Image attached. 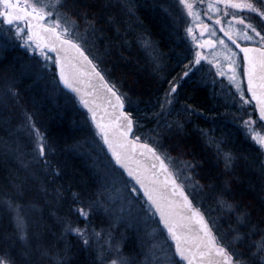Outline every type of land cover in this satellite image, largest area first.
Returning <instances> with one entry per match:
<instances>
[{
	"label": "trees",
	"instance_id": "obj_1",
	"mask_svg": "<svg viewBox=\"0 0 264 264\" xmlns=\"http://www.w3.org/2000/svg\"><path fill=\"white\" fill-rule=\"evenodd\" d=\"M125 2L62 0V9L76 21L80 31L96 39L87 48L79 44L122 97L126 112L134 121L133 136L150 143L164 159L170 156L189 166V172L193 180L199 183L204 196L199 201L196 190L187 193L208 218L210 225L212 223L206 207L217 206L219 199L230 202L235 214H248L243 226L240 224L237 230L244 238L242 247L239 246L247 250L250 233L256 240L260 238V232L264 233V171L260 168V151L230 120L228 109L208 85L201 83L193 74L181 77L189 60V48L183 37L180 12L163 11L157 0H128L127 6ZM86 21H92V24L86 26ZM17 50L16 46L0 42V86L8 84L28 106V102H37L41 96L35 84L27 87L23 55ZM52 67L55 72L54 64ZM169 82H178V89L173 94L169 113L163 119L161 104L165 103ZM189 105L194 110L191 115L185 111ZM58 113L54 108L42 114L44 121H41V126L45 125L49 153L46 158L50 165L44 186L39 182L40 185L33 189L32 184L28 186L29 182L26 181L22 187V180L12 177L7 160L0 154V191L19 192L21 199L35 203L40 210L43 208L35 226L33 224V229L37 227L42 237L26 241L31 252H27L25 258L19 254V250L25 252L24 246L21 248L13 241L14 244L8 246L0 240V247L8 250L16 264H55V256L50 251L47 257L41 259V251L47 253V248L52 247L54 232L61 233L65 241V246L59 245V253H56V258L64 259V262L57 264H96L88 249L81 248L75 238L60 231L68 221H74L68 213L70 191L77 193L78 199L80 197L88 204L96 192L97 182L91 168L73 148L76 127L69 124L66 116ZM170 121H173L170 127H160L161 123ZM2 131L0 127V138ZM154 132L158 133L152 139ZM225 153L232 156L228 167L225 166ZM41 187L48 193L63 195L64 199L58 200L57 207L42 202L44 199L35 197V192ZM93 210L96 211V208L93 207ZM98 217L96 213L90 215L85 223L98 228ZM231 220L236 223L233 217ZM30 223H26V229H29ZM224 223L227 233L233 224ZM0 228L2 236L8 234L6 224ZM215 236L229 249L223 238L219 236V239L216 233Z\"/></svg>",
	"mask_w": 264,
	"mask_h": 264
},
{
	"label": "rangeland",
	"instance_id": "obj_2",
	"mask_svg": "<svg viewBox=\"0 0 264 264\" xmlns=\"http://www.w3.org/2000/svg\"><path fill=\"white\" fill-rule=\"evenodd\" d=\"M20 1H22V3L25 2V0ZM126 1L128 2V0ZM157 1L160 2L163 11L167 12L168 10H171L172 13L179 11L182 17V31L183 37L189 48V60L184 70V73L188 72V75L184 76L183 73L181 77H189L193 74L197 76L201 83L208 85L214 92L215 97L228 109L227 114L229 115L230 120L236 123V126L240 129L243 135L258 148L261 154L264 150H262L252 137L246 133L243 121L249 118V113H253L252 119L256 121V130L264 132V124L258 120L252 103L251 105L242 106L239 93L228 79L229 75H231L227 68L228 61L225 59V54H228V50L218 44V41L223 38L218 33L213 22L215 18H221L224 29L227 30L229 22L232 20L231 15L225 14L223 6L217 5L218 11L209 9L208 4L213 2V0H203L202 4L198 2L196 6L197 13L201 16L203 23L209 24L215 29L216 35L213 36L206 32L204 33L202 40L193 41L191 36L187 34L186 29L191 26L193 28V34L199 38L201 33L200 27H197L199 22L188 16L187 9L180 4L179 0ZM53 2L54 0H28V3H35L37 7L47 6L48 12L55 13L50 18L51 22L56 21L57 15H59L61 19L62 26L67 22L66 26L69 28L70 33L67 37L77 43H82L86 48L88 44L91 45L96 41L91 34H87L85 31H80L77 25H72L71 21H73V19L62 9V0H60V7H52L51 5ZM127 2H125L126 6ZM229 11L234 12L239 10L230 9ZM205 12L208 13L207 16L204 15ZM250 15L252 16L251 22L259 24V20L256 18L255 14ZM45 21L47 24L51 25L48 18H46ZM21 26L25 27L22 24ZM237 27L242 29V26ZM0 36L2 37H0V42L2 41L3 44L9 46H16V48H18L17 51L21 52L23 55L22 60L24 73L26 74L25 79L27 80V87L35 84L38 87L39 95L41 96L37 102L31 100L32 103L28 102V106H25V101L20 98L19 94L16 93V90H13L8 84L0 86V127L3 130L2 138H0V154L7 160L8 168L12 177L15 179H21L22 187L26 181L29 182L28 186L32 184L31 188L33 189L37 187L38 184L40 185V183L44 186L46 172L47 170H50L49 162L47 164L45 163V160L48 161L46 157L49 153L46 157L40 158L37 151H35V133L31 130L25 114L27 113L32 117V121L40 132L43 133L45 139V125L43 124V127L41 126V121H44L42 114L45 113V110L46 112H50L55 108V110L59 112V115L66 116L69 124L76 127L77 135L76 138L74 137L73 148L91 168V172L95 175L94 178L97 182L96 192L91 201L95 202L94 208H96V211L92 208L93 211L91 210V215L96 213L100 216L98 217V228H95L94 226L85 223L89 217L85 219L80 217L76 211H70V209H75L81 206L87 207L89 204H86V202L80 197L79 200L82 201V204L74 203L72 196V193L74 192L70 191L67 198V205L68 213L73 216L74 220L71 222V225L72 227L86 229L91 242L89 245L85 246L81 237L77 234L65 232L66 226L60 229V231L69 237L75 238L81 248L88 249V251H90V256L93 257L92 259L96 264H111L112 260H117V264H119L121 257L126 258L129 261V264H172V260L177 259L174 256L168 237L159 226L152 210L144 202L138 190L136 192L132 191V189L136 187L127 180L123 174L121 175L116 171L115 166L105 153L101 140L92 127L87 113L77 104L74 98L70 97L68 93L59 87L52 67V58L49 57V59L46 60L32 43L31 49H29L19 37L14 35V28L11 31L0 29ZM26 38L27 30L25 28L24 39L26 40ZM206 40L214 41V46L212 48H201L200 44ZM241 41L245 42L243 40ZM245 43H251L261 47L258 43ZM226 44L232 52L236 53L235 59L239 62V54L227 42ZM197 51H200L201 55L205 57L204 59H201L199 64L194 63L195 53ZM218 63L225 72L224 76L217 74ZM239 79L241 81V87L245 92V98L249 99L241 75H239ZM164 104L165 108L161 109L163 119L167 117L171 105L167 104L166 101ZM170 122L171 123L167 122V124H159L161 128H168L173 124V121ZM157 133L158 132H154L151 138H155ZM162 152L165 153L164 150H162ZM165 160L169 166L171 165V170L186 191L196 190L198 195L197 199L201 201L204 196L202 194L203 192H201L199 183H196V181L193 180L189 172V166L186 163L170 158V156L166 157ZM261 163H264V155L262 154ZM42 189L43 187L35 192V197L37 199H44L42 202H48L50 206L57 207L59 205L58 200L60 198L64 199V196L61 194L52 192L48 193ZM11 191L5 193L0 191V222H2V224L0 223V227H4V224L8 226L7 235L2 236L0 228V240L4 241L8 246H11V243L13 242L20 244L21 248L24 246L25 252L19 250V254L22 258H25L27 255H24V253L31 252V248L28 247L29 245L26 241L30 238L42 237V233H38L37 227L35 230L33 229V224L35 226L36 219L43 208L41 207L40 210L35 203L30 201L26 202L25 199H21L19 192L14 193ZM48 195H50V197ZM8 201L13 203L14 207L12 209L8 207ZM216 204L217 206L211 205L210 209L209 207H206L208 209L207 215L213 226L211 227L215 231L214 233H216L219 239L220 237L223 238L230 251L235 250L243 252L245 259L250 258L249 254L255 251L256 244L264 241L263 231L259 233L260 238L257 240L254 235L250 233V236L247 237L250 241L248 248H246L247 250H242L241 245L242 240L244 239L242 234L240 233L242 237L241 240L234 241L233 239L236 234L239 233V231H237L239 230L240 225V221L238 220L239 215L235 214L236 211L234 210L233 205L224 199L217 200ZM229 204L232 205L231 209L227 207ZM15 206H18V208ZM49 214L51 216L54 215L53 212ZM17 215L23 219V240L20 239L21 231L17 228L16 224L15 217ZM232 217L236 223L231 220ZM28 221L31 223L29 224V227H27L29 229H26L25 227ZM224 221L233 224L232 227H229L227 233H225L223 227V224H225ZM252 230L256 232V230ZM94 233H102V235L96 236ZM62 236L61 233H53L54 242H52V247L47 248V253L41 251L43 253L41 259L47 257L48 255L46 254H49L48 251H50L53 253L51 255L55 256V259L53 258L55 264L59 261L64 262V259L56 258V253L58 252L57 247H59V245L65 246L64 237ZM5 252H8V250L0 247V255H3Z\"/></svg>",
	"mask_w": 264,
	"mask_h": 264
},
{
	"label": "snow or ice",
	"instance_id": "obj_3",
	"mask_svg": "<svg viewBox=\"0 0 264 264\" xmlns=\"http://www.w3.org/2000/svg\"><path fill=\"white\" fill-rule=\"evenodd\" d=\"M179 2L185 9H187L188 16L199 22L197 24V27H200L201 29L199 38L193 34V28L191 26L186 29L187 34L191 36L193 41L202 40L203 35L206 32L213 36L216 35L215 29L212 28L211 25L203 23L201 16L196 11L197 3L199 2L202 4L203 0H191V2L190 0H179ZM219 4H223L225 14L231 15L232 17L227 30L224 28H221L220 30L224 33V36L227 37L232 44L236 45V47L240 49V52L243 53V75L247 77V92L251 94V100L245 98V92L241 87V81L237 72L240 64L235 59L236 53L228 48L224 39H220L218 44L228 50V54H225V59L228 61L227 68L231 73L228 79L239 93L242 106L251 105V101H255L254 111H258L259 113L258 120L264 122V0H213V2L208 4V8L218 11L217 5ZM51 6L60 7V0H54ZM230 9L239 11L230 12ZM54 14L55 13L47 11V6L37 7L35 3H28V0H25L23 4H21L20 0H0V29L11 31L14 28V35L19 37L29 49H31V43L29 42H35L36 48L46 60L49 59V57L44 49L50 47L52 51H55L57 53L55 63L59 69L60 80L66 87L72 88L73 91L79 92V89L73 86L72 78L66 70L65 61L70 51L75 53L72 57L73 60H79L86 63L87 66L91 68L92 73L103 82L104 77L96 70L93 61L88 55H86L85 49L76 41L66 38L70 34L69 28L66 26L67 22L62 26L59 15H57L55 22H51L50 18ZM250 14H255L256 18L259 20V24L251 22L252 16ZM204 15L207 16L208 13L205 12ZM85 16H87V13H85ZM46 18L50 21L51 26L49 27H44L40 23ZM33 20L36 21L35 24L32 23ZM22 23L25 25L28 33L26 40L24 39L25 27L21 26ZM71 23L73 26L76 25L75 20L71 21ZM216 23L219 24L221 21L217 19ZM91 24L92 21H86V26H90ZM237 26H242V29ZM41 30L45 35L41 34ZM47 34H50V36ZM50 37H55V39L52 40ZM238 39L245 42L258 43L261 47H240V44L237 42ZM213 46L214 41L212 40H206L200 44L201 48H212ZM62 53L63 55H61ZM204 58L205 57L201 55V52L197 51L195 53L194 63L199 64L201 59ZM217 70L218 75H225V72L222 70L219 63L217 64ZM187 75L188 72H185L184 76ZM169 83L170 89L165 93V101L167 104H171L173 94L178 89V82ZM103 87L115 97L116 103L113 105V108L122 110L124 108V101L121 96L118 95L114 88L109 86L106 82L103 83ZM82 103H84L85 107H88L87 100L82 99ZM164 108L165 104H161V109ZM185 111L191 115L194 110L189 105L185 108ZM89 112L92 113V119L96 122V127L102 134L104 143L111 151L115 163L124 167L128 172V175L133 177L136 183L140 185V188L143 189L144 196L147 197V201L150 202L151 206L154 207L159 214L160 223L164 225V228L167 229L171 239L175 242L174 256L179 257V259H173L172 264H181V261H186L187 264H205V261H207V264H264V241L256 244L255 251L249 254L250 258L248 259L244 258L243 252L235 250L230 251L226 246L220 245L217 238L212 234L211 228L205 222L204 217L199 210L192 207L191 202L188 200L187 196H184L182 190L180 191V195L183 196L184 205L191 213V216L187 217V219L189 221H194L195 224L199 225V229L191 239H189L187 233L178 231V225L174 219L171 205L163 204L161 198L156 194V189L147 185L145 180L139 174L133 172L125 162L127 159L128 146L132 145L133 149L139 147L146 153L150 154L153 159L160 161V169L165 173H168L167 166L164 164L161 157L157 155L154 148L147 144L137 145L135 142L127 139L129 133L133 131L134 124L130 114L120 111V115L116 117V121L119 123L114 126L111 122L108 124L98 122L96 120V113L90 107ZM252 115L253 113H249V118L243 121V126L246 129V133L252 137L262 150H264V132L256 130V121L252 119ZM25 116L30 124L31 130L35 133V151H37L40 158H44L48 154V146L45 142L44 135L36 127L35 123L32 121V117L27 113ZM123 122H126V124ZM116 127L119 128V136L117 137L113 135L110 137V131H113L114 133ZM261 154L264 155V151H262ZM224 159L225 166L228 167L232 160V156L225 153ZM45 163L47 164L48 161L45 160ZM152 168H155V164L152 165ZM260 168L264 171V163H261ZM166 183H171L174 188H179V186L176 185L175 180L172 178L171 173H168ZM132 191L136 192L137 189L133 188ZM72 196L74 203L82 204V201L78 199L77 193H72ZM7 204L10 209L14 207L11 201H8ZM94 206L95 202H90L87 207L81 206L75 209H70V211L74 210L80 217L87 219V217L92 214L91 210ZM15 207L18 208V206ZM227 207L231 209L232 205L229 204ZM247 215V213H241L238 216L241 226H243ZM15 219L17 228L21 231L20 239L23 240V219L19 215H17ZM65 232L77 234L81 237L85 246L89 245L91 242L87 230L84 228L72 227L71 221L66 225ZM94 234L96 236L102 235V233ZM233 239L234 241L241 240L242 237L240 233H237ZM24 255H27V253H24ZM0 264H16V261L5 252L3 255H0ZM111 264H117V260H112ZM119 264H129V261L126 258L121 257Z\"/></svg>",
	"mask_w": 264,
	"mask_h": 264
},
{
	"label": "water",
	"instance_id": "obj_4",
	"mask_svg": "<svg viewBox=\"0 0 264 264\" xmlns=\"http://www.w3.org/2000/svg\"><path fill=\"white\" fill-rule=\"evenodd\" d=\"M20 2H21V4H23L22 1H20ZM32 23L35 24L36 21L33 20ZM40 23L44 27L51 26V25L47 24L45 22V20L41 21ZM22 25L25 26L23 23H22ZM221 28L222 27H220V29ZM41 34L45 35L42 32V30H41ZM27 35H28V33H27ZM47 35L50 36V34H47ZM223 35H224V33H223ZM50 38L52 40L55 39V37H50ZM66 38H68V37H66ZM225 38L227 39V37H225ZM68 39H70V38H68ZM228 41L231 42L230 40H228ZM30 43H32L36 46L35 42H30ZM239 44H240V47H257V48L260 47L258 45H252V44H241V43H239ZM232 45L240 53V55L242 57V62H243V53L240 52V49L237 48L236 45H234V44H232ZM44 51L47 54H49L50 56H52V58H53V63L55 66V73H56V79H57L58 85L60 86L61 89H63L68 94H70L76 100L77 104L87 113L92 127L94 128L95 132L97 133V135L101 139V143L103 145V148H104L107 156L110 158L113 165L117 169H119L122 172V174L129 181H131L132 184L136 187V189L138 190V192L141 195L144 202L152 210L155 218L158 221L159 226L163 229L166 236L168 237V240L171 243L172 248H173V253H175V242L171 239L170 235L167 232V229L164 228V225L160 223L159 214L156 212L155 208L151 206L150 202L147 201V197L144 196L143 189L140 188V185L136 183L135 179L128 175V172L125 170L124 167H122L121 165H117L115 163V160L112 156L111 151L109 150L108 146L104 143L102 134L100 133L99 129L96 127V122H94L92 119V113L89 112V107H90L96 113V120L98 122H103L105 124H108L111 122L115 126L119 123L116 121V117L120 115V111L126 112L125 104H124V108L122 110L113 108V105L116 103L115 97L112 96V94L109 93L107 91V89L103 87V83L106 82L109 86H111V87H113V86L107 81V79L100 72V70L94 64V62H93V64L96 66V70L99 71L101 73V75L104 77L103 82H101L99 80V78H97L94 75V73H92L91 68L88 67L86 63H84L83 61L72 59V57L75 55L74 52L70 51L68 53L67 59L65 61L66 70H67L69 76L72 78L73 86L75 88L79 89V92H76V91H73L72 88L66 87L64 85V83L60 80L59 69L57 68L56 63H55L57 53L55 51H52L50 47H46L44 49ZM61 55H63V53ZM86 55H88V54L86 53ZM243 77H244V82H245L246 92H247V77L244 75H243ZM114 90L117 92L118 95H120L115 88H114ZM247 95L249 96V98L251 100V94L247 92ZM82 99L88 101V107H85L84 103H82ZM251 102L253 103V106L255 109V101H251ZM256 115H257V117L259 116L258 111H256ZM123 123L126 124V122H123ZM133 129H134V127H133ZM132 132H130L128 137H127V139L129 141H133L137 145L147 144L150 147L154 148L150 143L142 141L140 139H137L138 137H133ZM113 135H115L117 137L119 136V128L118 127L115 128L114 133H113V131H110V137H112ZM156 153L164 161V164L168 168V173L172 174V178L175 180V183H176V185L179 186V188H174L171 183H166L168 173H165L164 171H162L160 169V161L153 159L150 154L146 153L143 149H141L139 147H136L135 149H133L132 145L128 146L127 159L125 162L127 163L128 167L133 170V172L139 174L145 180V183L147 185L156 189V194L161 198V202L163 204L171 205L172 211L174 214V219L178 225V228H177L178 231L187 233L189 239H191V237L194 236L196 234V231L199 229V225L195 224L194 221H189L187 219V217L191 216V213L189 212V210L184 205V198H183V196L180 195L181 190L183 191L184 196L188 197V200L191 202L192 207L194 209L199 210L201 215L204 217L205 222L211 228L207 218L205 217L203 212L193 204L191 198L187 194L184 187L177 180L176 176L174 175V173L171 170L168 163L164 160L162 155L157 150H156ZM153 164H155L154 169L152 168ZM211 230H212V228H211ZM200 234L203 235L202 233H200ZM212 234L215 236L213 230H212ZM220 245H222V244H220ZM190 246H191V244H190ZM175 258L177 260L179 259V257H176V256H175ZM198 259H199V257H198ZM181 262H182V264H187L186 261H181ZM205 264H207V261H205Z\"/></svg>",
	"mask_w": 264,
	"mask_h": 264
},
{
	"label": "flooded vegetation",
	"instance_id": "obj_5",
	"mask_svg": "<svg viewBox=\"0 0 264 264\" xmlns=\"http://www.w3.org/2000/svg\"><path fill=\"white\" fill-rule=\"evenodd\" d=\"M219 6H223V4H219ZM217 19H219L220 21H221V23H219V24H217L216 23V20ZM213 22H214V24H215V26H216V28H217V31H218V33L222 36V38L231 46V47H233V49L237 52V50L234 48V46L232 45V43L231 42H229L226 38H225V36L223 35V32L220 30V27H222V28H224V26H223V22H222V19L221 18H219V17H217V18H215L214 20H213ZM238 42L239 43H242V44H246L245 42H242L241 40H239L238 39ZM238 53V52H237ZM239 54V53H238ZM240 56V55H239ZM241 62V63H240ZM239 64H240V67L237 69V72H238V74L239 75H241L242 76V79H243V64H242V59H241V56H240V61L238 62ZM256 114V113H255ZM236 124V123H235Z\"/></svg>",
	"mask_w": 264,
	"mask_h": 264
}]
</instances>
